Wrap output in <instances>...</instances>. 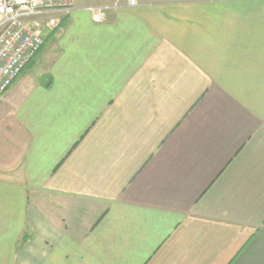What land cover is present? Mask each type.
<instances>
[{
    "label": "crops",
    "instance_id": "obj_1",
    "mask_svg": "<svg viewBox=\"0 0 264 264\" xmlns=\"http://www.w3.org/2000/svg\"><path fill=\"white\" fill-rule=\"evenodd\" d=\"M0 264H264V0L77 2L0 100Z\"/></svg>",
    "mask_w": 264,
    "mask_h": 264
},
{
    "label": "built area",
    "instance_id": "obj_2",
    "mask_svg": "<svg viewBox=\"0 0 264 264\" xmlns=\"http://www.w3.org/2000/svg\"><path fill=\"white\" fill-rule=\"evenodd\" d=\"M79 1L83 0H0V100ZM107 1L114 10L139 4V0ZM87 9L95 23L105 21L106 7Z\"/></svg>",
    "mask_w": 264,
    "mask_h": 264
},
{
    "label": "rangeland",
    "instance_id": "obj_3",
    "mask_svg": "<svg viewBox=\"0 0 264 264\" xmlns=\"http://www.w3.org/2000/svg\"><path fill=\"white\" fill-rule=\"evenodd\" d=\"M51 43V41H47V44L45 45V47H44V50L46 49V47L49 45ZM38 60H39V58H36V60H34L35 62H33V63H37L38 62ZM33 65V64H32ZM32 67V66H31ZM32 71V70H31ZM30 71V69H28L27 71H26V73H29V72H31Z\"/></svg>",
    "mask_w": 264,
    "mask_h": 264
}]
</instances>
